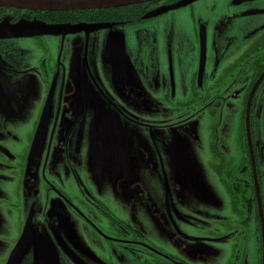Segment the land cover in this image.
I'll list each match as a JSON object with an SVG mask.
<instances>
[{
    "label": "flooded vegetation",
    "instance_id": "obj_1",
    "mask_svg": "<svg viewBox=\"0 0 264 264\" xmlns=\"http://www.w3.org/2000/svg\"><path fill=\"white\" fill-rule=\"evenodd\" d=\"M194 1L201 3L205 0H159L115 9L67 12L0 8V21L6 18L10 23L22 20L47 25H75L83 33L91 26L104 23L117 28L127 23L139 26L134 62L131 69L126 67V71L131 75L133 70L142 81L125 90L129 84L125 79L122 89L125 98L116 95L112 101H107L112 112L107 118L115 117L122 127L126 123L147 128V124L156 123L154 120L149 123L147 118L131 117L126 108L146 114L147 89L153 94L159 88L160 96L167 103L172 104L179 96L174 105L183 111L181 117L195 107L192 116L212 122L208 130L216 140L209 147L208 159L217 161L211 168L225 192L228 209L225 226L218 228L213 241L223 244L218 248L221 253L228 252L226 262H218L216 259L221 253L207 254L205 247H199V251L183 249L179 242L183 237L176 234L166 236V245L158 247L163 250L156 248L147 238L146 151L141 150V145L136 146L128 134L127 163L131 160L132 165L122 169L111 164L102 165L99 151H90L83 141L86 118L80 115L82 108L74 107L79 111L71 112L68 107L75 85L66 82L63 87H55L48 71H44L42 76L39 74V87H45L46 83L47 88L52 86V92L62 100L58 104L59 111L54 112L48 104L42 107L30 105L31 126L24 129L22 113L26 110L21 109L17 115V111H13L5 101L6 95L12 100L21 98L15 93L19 92L24 81L22 77L13 76L16 71L12 69V61L0 60V93H3L0 97V206L14 207L12 215L17 223L26 222V231L43 235L40 240L51 245L55 264H264V25L238 37L241 41L256 39L249 41L248 50H243L244 45L240 47L241 52L236 54L231 64L224 66L225 53L235 40L230 37L235 35L230 34L231 25L235 22L231 19L234 14L225 12L214 22L209 18L199 20L198 25L191 28L194 40H186L188 48L182 53L179 44L176 60L173 24L168 25L165 20L171 19L173 10L179 6ZM258 2L234 0L232 8L237 7L241 15H254L257 13L254 3ZM213 8L214 5L210 6L208 13ZM158 24L166 28L159 36V40L166 44L162 72H159L157 64L154 34L149 31V26ZM66 45L71 47L72 43ZM147 53L151 54L152 62L147 61ZM68 58L76 61L81 80H89L97 89L98 84L87 61L72 52ZM180 60L184 65L180 72L183 80L179 78L177 81ZM42 66L46 70L45 60ZM29 72H33L31 68ZM143 84L145 86L142 87ZM120 90L113 93H120ZM187 99L191 101L187 103ZM73 125L76 127L72 128ZM216 127H220L218 134ZM237 128L240 129L237 136L240 146L235 151L230 149L229 153L222 143L232 138ZM225 152L226 159L222 156ZM91 153L97 154L95 163ZM135 155L139 157L138 166ZM228 157L232 162L235 158L239 160V166L232 167ZM222 173L225 176H221ZM8 198L12 200L5 202ZM25 208H28L26 213ZM1 212L0 209V227L11 218V215ZM168 223L165 221L164 231L168 230ZM171 225L170 229L176 231ZM248 233L255 238L256 248L252 249V258L247 263L244 240L249 237ZM162 235L164 237L166 233ZM152 237L159 239L149 236ZM19 238L10 245L7 256L0 248V264H7ZM204 241L207 240H201ZM27 243L30 244L29 239ZM28 249L31 250L32 262L28 258L26 262L33 264L35 247L29 245Z\"/></svg>",
    "mask_w": 264,
    "mask_h": 264
},
{
    "label": "rangeland",
    "instance_id": "obj_2",
    "mask_svg": "<svg viewBox=\"0 0 264 264\" xmlns=\"http://www.w3.org/2000/svg\"><path fill=\"white\" fill-rule=\"evenodd\" d=\"M233 4L234 0H230V2L205 0L201 3L194 1L173 10V16L171 19L167 18L165 22L168 25L173 24L176 60L178 59L177 54L180 52L179 44L183 49L182 53L184 49L188 48L186 40H194L191 28L196 27L199 20L209 18L214 22L225 12L234 14L231 19L235 22L231 25L230 34L234 33L235 35H230V37L235 40L232 41L233 43L225 53L223 65L231 64L236 54L241 52L240 47L243 45V50H248L249 41L255 40L256 37L244 41L238 37L264 25V10H262L264 9V0H259L257 4L254 3L257 13L249 16L238 14L239 9L232 8ZM212 5L214 8L211 13H208V9ZM165 30L166 28L159 24L149 26V31L154 34L153 38L156 42L154 46L159 72H162L166 59V44L159 40L160 34ZM84 32L75 25H47L42 22L22 20L10 23V20L2 18L0 21V60L12 61V69L16 71L13 76L22 77L24 81L23 85L19 86V92L15 93L21 98L12 100L6 95L5 101H8V105H11L13 111H17L15 112L17 115L21 113V109L26 110L22 113V117L25 118L24 129H29L31 126L30 105L42 107L48 104L55 112V110L59 111L58 104L62 101L57 97V93L52 92V86L47 88L48 83L45 87L42 86L43 84L42 87H39L41 80L38 77L39 74L42 76L44 71H48L49 76L54 80L55 87H63L66 82L75 85V90L68 99V107L71 112L79 111L76 108H82L80 115L86 118L82 131L83 141L88 145L90 151H99L101 154L99 160L103 159L102 165L111 164L121 169L132 165L131 160L127 163L128 134H131L136 146L141 145V150H145L147 153L148 240L156 248L164 247L166 236L176 234L178 237H183L179 242L182 248L187 251L196 249L199 251V247H205L207 254H214L216 251L221 253L218 248L223 244L215 243L213 240L216 239L218 228L225 226L228 201L225 199V192L211 168V165L217 164V161L208 159L209 147L216 142L208 130L212 122L197 120L196 116H192L195 107L191 111L184 112L186 114L181 117L183 111L174 105L179 100V96L172 104L167 103L160 96L159 88L153 94L149 93L150 90L147 89V110L144 112L146 114L140 113L137 109L126 108L128 110L126 113L131 117L139 120L147 118L149 123L153 120L157 121L156 123L147 124V128H139L126 123L122 127L115 117L108 119L107 116L112 112L107 101H112L113 96L116 95L125 98V91L122 92L125 79L127 78L129 81L125 90L142 81L141 77L133 70H131V75L126 71V67L131 69V64L134 62L140 27L127 23L117 28L113 24L104 23L91 26ZM68 43H72L71 47L66 45ZM69 52L75 53L82 60L87 61L91 75L94 76L98 84L97 89L91 86L89 80H81V72L76 70L78 69L76 61L67 59ZM44 60L46 61V70L42 66ZM147 61L152 62L149 53H147ZM16 66L18 67L16 68ZM30 68L33 72L28 73ZM178 69L179 74H176V79L179 81L180 78L181 81L183 80L181 73L184 70L181 60ZM156 75L159 74L156 73ZM143 86L145 85L143 84ZM119 88H121L120 93H113ZM2 94L0 93V97ZM186 101L189 103L191 99ZM183 118L185 120H182ZM34 123L35 121L33 125ZM75 127V125L72 126V128ZM216 133H220V127H216ZM239 134L240 129L237 128L232 138L229 137L225 141L221 138L222 145L228 148L229 153L233 149L237 150L240 146V140L237 137ZM45 143H47L46 140ZM222 156L226 159V152ZM91 158L95 163L98 158L97 154L91 153ZM227 159L229 163H232V167L237 168L240 164L236 158L234 162L230 157ZM135 164L136 166L139 164L137 155H135ZM221 176H225V174L222 173ZM1 198L4 200L5 195ZM7 200L12 199L8 198L5 202ZM0 209L1 213L11 215L10 220L4 222L0 227V248H3L4 255L7 256L11 250L10 245L17 241L20 235L19 241L24 238L22 230L26 222L19 221L17 223V219L12 215L15 212V208L12 206L6 205L2 208L0 206ZM24 211L28 212V208H25ZM168 214L170 216H166ZM2 218L5 217L2 216ZM170 218L171 221H169ZM165 221L169 222L166 231L163 230ZM171 224L174 225L176 231L170 229ZM27 228L28 226L25 227V231ZM162 233H166V235L163 237ZM247 235L249 237L244 240V243L246 242L247 246L248 263V259L252 258L250 255L253 254L252 249L256 248V244L255 238H252L250 233ZM42 236L39 234L40 238H43ZM149 236L159 239L153 237L151 239ZM203 239L207 241L201 242ZM227 254L228 252L219 254L216 260L218 262L228 261ZM233 257L232 255L231 259ZM27 258L32 262L31 250L28 248L19 264H27ZM238 260L240 261L241 258L238 257ZM33 264H35L34 260Z\"/></svg>",
    "mask_w": 264,
    "mask_h": 264
},
{
    "label": "water",
    "instance_id": "obj_3",
    "mask_svg": "<svg viewBox=\"0 0 264 264\" xmlns=\"http://www.w3.org/2000/svg\"><path fill=\"white\" fill-rule=\"evenodd\" d=\"M159 0H0V8L40 12H67L98 9H115ZM3 34V33H2ZM15 246L7 264H19L29 245L35 247V264H55L56 257L50 244L40 240L36 233L25 232ZM29 239L30 244L27 243ZM49 257V258H48Z\"/></svg>",
    "mask_w": 264,
    "mask_h": 264
},
{
    "label": "crops",
    "instance_id": "obj_4",
    "mask_svg": "<svg viewBox=\"0 0 264 264\" xmlns=\"http://www.w3.org/2000/svg\"><path fill=\"white\" fill-rule=\"evenodd\" d=\"M99 155L101 156V154L99 153ZM101 158V157H100Z\"/></svg>",
    "mask_w": 264,
    "mask_h": 264
}]
</instances>
